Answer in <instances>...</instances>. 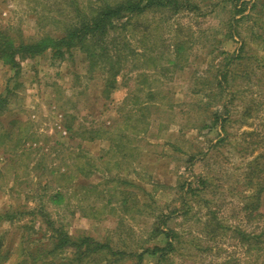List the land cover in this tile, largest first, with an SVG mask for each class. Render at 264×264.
<instances>
[{"label": "rangeland", "instance_id": "rangeland-1", "mask_svg": "<svg viewBox=\"0 0 264 264\" xmlns=\"http://www.w3.org/2000/svg\"><path fill=\"white\" fill-rule=\"evenodd\" d=\"M119 1L0 0V45L16 47L14 66L0 55V264H264V216H247L264 214V0L120 18L102 38L125 58L111 88L110 64L56 43ZM42 39L35 56L17 51ZM62 228L124 253L78 261L54 248Z\"/></svg>", "mask_w": 264, "mask_h": 264}, {"label": "trees", "instance_id": "trees-1", "mask_svg": "<svg viewBox=\"0 0 264 264\" xmlns=\"http://www.w3.org/2000/svg\"><path fill=\"white\" fill-rule=\"evenodd\" d=\"M171 3L174 4V8L173 7L171 8V5H170ZM156 4H160L161 6H167V7L170 6V8L173 10L178 9V6H177L178 0H120L116 4H112V5H108L107 3H104L98 8L97 16H95L93 20L92 19H90L89 21L84 20L86 23L80 26V28H75V27L69 28L66 33L67 35L66 37L68 38L65 37L62 40L58 41L56 44L63 45L65 42L70 41V40L77 41L78 42L77 44H80L82 47V50L87 53L90 59V63L93 66H96L104 62H107L108 64H110L113 70L109 76L111 85L108 82V86L110 85L111 88H116L117 85L115 84L116 82L115 76L118 73H120L121 63L125 60V58L124 57L117 58L114 61V58L112 57L109 47L102 44V38L111 30V28H116L115 22L117 20L119 21L120 18L125 17V16H131L133 14H139L140 12H144L146 9H150ZM0 36L2 37L1 34ZM49 37L50 36H48V38ZM45 46H46V41L42 39L40 41H36L33 43L22 44L21 46L18 47L17 51L20 53L21 52L26 53L25 54L26 56H35L36 54L40 53V51H42V49H44ZM1 47H3L4 49H2ZM15 48L16 47L10 44H7V43L4 46L3 44L0 45V49L2 50V53H0V55L2 57H5L7 60H9V62L13 66L15 65V63H13L14 54L12 52L5 51V49L6 50L7 49L16 50ZM57 53L59 55L64 54L63 50L61 49H58ZM138 104H141V103H138ZM104 135L107 136L109 135V133L105 132L103 134H96L95 136L89 137L90 138L89 140L100 138L101 136H104ZM114 137L116 138V140H118L117 141L118 143L115 145V148L117 150L119 149V150H122L123 152H127L126 150H128L129 148L126 147L127 146L126 143L127 144L131 143L130 134H128L127 132H119L115 134ZM92 159L91 157L90 158L87 157L86 162L83 165H80L78 162L77 171L82 172L86 175L91 174L92 170H89V172H86L84 170L85 169L84 167L85 166L93 167L94 164L92 162ZM72 172L73 171L70 172V177L68 178L69 179L68 181L66 180L63 183H59L58 188L60 190H58L55 195L56 200L61 198L62 189L65 187H68L73 182L70 180L73 177ZM260 173H261V170H260ZM60 175L65 176L67 175V173L61 172ZM250 181H251L250 185H253V181L252 180ZM257 182H255L257 187L254 184V186L256 187L255 194H254V198L256 199V202L253 203V208L254 206L255 208H258V206L260 205V199L261 197H263L262 196L263 195V182L262 180H259V177H258ZM123 184L128 185V186H135V183L130 182V181H125ZM80 187L85 188L87 191L89 190L88 185H80ZM94 187L96 186H94V184H91L90 188H94ZM122 195L123 197L121 199V204L127 209L129 208L128 206L129 194L126 193V190H123ZM108 202H111V199H109ZM252 213L253 212L247 213L249 221H252L256 217V215L264 216V214L260 212L257 214H252ZM89 215L92 216V214H89ZM242 234H244V231L242 232ZM53 244H54V248L62 247L67 244L73 247L76 250V253L78 254L77 255L78 261H81L85 255H88V253L91 254L93 252H98V251H106L112 254L113 256H117V257L121 254L123 255L124 253V252L122 253L121 250H115L109 244V242L98 241L94 239L93 237H91L90 235H83V236L77 237V239H74L71 235L65 232L63 228L57 234V237L53 241ZM141 256L142 254H139V257ZM1 260H2V256L0 257V263H1ZM136 264H140V263L138 262Z\"/></svg>", "mask_w": 264, "mask_h": 264}]
</instances>
